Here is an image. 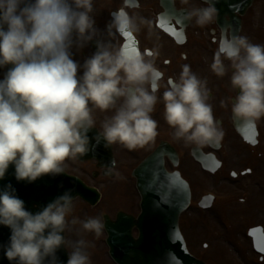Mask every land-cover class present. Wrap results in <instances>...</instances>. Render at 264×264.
<instances>
[{
	"label": "clouds",
	"instance_id": "obj_1",
	"mask_svg": "<svg viewBox=\"0 0 264 264\" xmlns=\"http://www.w3.org/2000/svg\"><path fill=\"white\" fill-rule=\"evenodd\" d=\"M205 3L186 17L201 28L218 13L211 0ZM93 13L94 0H0V69L11 65L0 79V180L10 166L18 182L65 174L67 161L84 157L101 141L105 148H143L158 135L152 113L161 99L164 119L177 140L201 147L221 141L207 81L185 64L179 79L158 97L162 73L155 66V50L142 53L96 39ZM143 26L151 29V21L124 13L108 26V36L131 35ZM94 39L96 52L83 64L74 61L72 47L83 48ZM210 67L217 77L231 69L235 96L227 104L234 119H264V44L236 35L221 42ZM94 110L112 113L102 129L96 128ZM94 128L98 132L90 138ZM106 167L111 174V166ZM74 199L72 190H66L33 213L11 184L0 190V225L11 231L3 246L7 260L58 264L56 253L64 247ZM70 223L97 238L105 230L102 217H73ZM87 246L83 239L76 241L67 264H91Z\"/></svg>",
	"mask_w": 264,
	"mask_h": 264
},
{
	"label": "flooded vegetation",
	"instance_id": "obj_2",
	"mask_svg": "<svg viewBox=\"0 0 264 264\" xmlns=\"http://www.w3.org/2000/svg\"><path fill=\"white\" fill-rule=\"evenodd\" d=\"M214 1L211 0V3L214 4ZM207 6L205 0H189L188 4L181 3V0H94L93 17L98 30L96 39L111 40L117 47L123 46L137 52L151 53L155 50L157 53L155 66L162 73L157 92L158 97H162L171 80L179 79L182 66L185 64L190 65L192 71L199 78L207 81V88L210 90L208 103L212 105L213 115L219 123L223 136L218 144L211 143L203 147L185 144L182 140H177L173 135V129L164 119V104L161 99L152 113L153 119L158 123V135L143 148L133 151L125 149L122 145L105 148L101 141L93 151L84 157L67 161L65 163L67 174L81 179L86 186L97 189L102 197L104 194L107 196L103 209H98L101 202L96 206L80 202L78 207L76 202L73 203V212L68 217L69 225L64 233V245L69 253L73 251L75 242L83 239L88 245L86 251L91 264L108 263L106 261L108 253L106 219L115 223L120 214H126L137 220L141 213L137 171L149 159L162 162L168 173L179 172L188 181L191 189L190 179L196 173L213 177L212 186L217 198L213 200L210 209L200 208L199 211L206 218L213 221L217 219L219 224L223 222V219L236 217L237 209L240 208L237 204L229 203L230 201H219L218 196L221 195V192L229 191L227 194L231 195L244 194L239 199V204L245 206L242 210H245L249 215L245 227L247 237L253 243L248 231L256 228L261 229L260 232L264 235V123L262 120L255 121L257 138L254 143H248L237 131V124L240 120L233 118L231 106L227 104V98L235 96V91L230 85L231 69L224 77H217L210 67L221 42L231 40L234 30H223L218 23V15L213 23L203 28L196 25L194 18L192 20L186 18L188 12L193 8ZM124 13L151 21V29L143 26L139 32L130 36L115 32L113 29L115 35L109 37L108 26L117 15ZM173 16H176V19H173ZM161 18H163V22L170 20L175 30H165L161 27ZM226 19L229 20L228 17ZM171 31L175 35H172ZM244 31L241 30L239 35L245 34L244 36H247L252 43L264 44V28L263 30H248L245 33ZM96 39L83 48L74 45L71 49L73 60L83 64L87 58L91 57L97 50ZM224 63L227 66L229 61L225 59ZM221 101H224L227 106H222ZM111 114V112L94 110L96 128L102 129V122ZM98 129H92L88 133L89 137H94ZM92 143L94 144L95 141L93 140ZM197 152L215 157L218 170L214 174L202 169V166L195 161L194 153ZM173 156L178 158L177 168L174 166ZM113 161L114 165L111 163ZM190 161H193L199 170L192 169ZM106 166H111V174ZM261 214H263L262 217H260ZM185 216L187 215L184 213L180 218V229L190 250V225L189 219L185 220ZM255 216L258 217L255 219L256 222L251 223ZM73 217L81 221L90 217H102L105 230L97 238L93 233L85 232L80 224H71L70 221ZM204 226L200 237L207 238L206 236L210 233ZM7 229L5 226L0 227V235L4 239L6 233L8 237L11 235L10 229L8 227ZM130 231L134 239L139 237V230L136 227L132 226ZM253 250L255 251L254 245ZM255 253L259 257V263H263L264 256L256 251ZM228 254V251L224 252L220 247H211L210 244L205 243L198 256L206 264H238L231 261Z\"/></svg>",
	"mask_w": 264,
	"mask_h": 264
},
{
	"label": "water",
	"instance_id": "obj_3",
	"mask_svg": "<svg viewBox=\"0 0 264 264\" xmlns=\"http://www.w3.org/2000/svg\"><path fill=\"white\" fill-rule=\"evenodd\" d=\"M253 1L220 0V11L224 16L230 15L235 18L237 12L243 15ZM163 26L170 29L168 23ZM8 67L10 68L11 65ZM198 159L208 163V165H213L211 160H205L200 156ZM148 164L150 162L144 166V169L147 168ZM162 172L158 177L157 175L144 177L142 185H140L143 197V214L135 223L141 232L140 240L134 242L127 237L121 241L118 238L120 235L118 233L112 239L114 232L111 233L109 240L111 256L118 264H201L188 254L178 230L179 216L190 203V190L179 176L167 175ZM46 183V187H49V176H47ZM74 183H77L76 179L63 174L62 192L55 193V191L42 189L33 195L39 198L40 203L47 205L62 195L67 188L74 187ZM81 187L82 189L77 192L72 190V195L75 198L81 197L93 203L99 200L100 195L96 191L82 185ZM38 200L32 199V205ZM41 206L44 207L42 204ZM177 234L179 238H177Z\"/></svg>",
	"mask_w": 264,
	"mask_h": 264
},
{
	"label": "rangeland",
	"instance_id": "obj_4",
	"mask_svg": "<svg viewBox=\"0 0 264 264\" xmlns=\"http://www.w3.org/2000/svg\"><path fill=\"white\" fill-rule=\"evenodd\" d=\"M264 25V0H257L252 9L244 18V33L248 30H258L259 27ZM245 35V34H244ZM264 123V119H261ZM191 162V161H190ZM192 163V162H191ZM193 165V164H192ZM194 166V165H193ZM198 169L196 168H193ZM199 170V169H198ZM201 174V173H200ZM197 174L192 176V183L198 199L202 194L212 191L214 188L212 183H214V178L210 176H203L202 174ZM204 183L207 186H204ZM257 189V188H256ZM229 192V191H228ZM228 192H221L218 196L219 201L228 202L232 205H238L240 208L237 209V215L233 219L227 218L223 219V222L219 224L218 220H211L210 218L204 217V214L200 213L197 206H194L190 211L187 212L185 220L189 219V235L191 236V251L198 256L200 254V249H202L203 244L208 243L211 247H220L222 251L229 252L227 255L231 261L238 264H264L258 262V256L253 254L250 239L247 237V230L245 227L247 225V220H249V215L245 210H242L245 206H241L239 199L243 197L244 194H227ZM107 199L106 194L103 195V200L98 206V209H103L105 200ZM80 201L76 202L77 207ZM261 212H263L261 210ZM261 214L260 217H262ZM254 217L251 223L256 222ZM194 219V221H192ZM214 219V218H212ZM204 228L208 230L210 234L205 237H200L201 230ZM200 257V256H198ZM107 264H110L109 261Z\"/></svg>",
	"mask_w": 264,
	"mask_h": 264
},
{
	"label": "snow or ice",
	"instance_id": "obj_5",
	"mask_svg": "<svg viewBox=\"0 0 264 264\" xmlns=\"http://www.w3.org/2000/svg\"><path fill=\"white\" fill-rule=\"evenodd\" d=\"M161 27H163V25H161ZM125 36H130V34H128V33H125L124 34ZM176 176H178L179 174L177 173V174H175ZM177 238H179V236H178V234H177ZM262 251H264V249H261Z\"/></svg>",
	"mask_w": 264,
	"mask_h": 264
}]
</instances>
